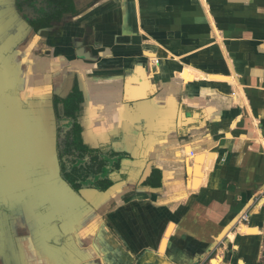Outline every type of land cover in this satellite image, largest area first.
I'll return each mask as SVG.
<instances>
[{
    "label": "crops",
    "instance_id": "obj_1",
    "mask_svg": "<svg viewBox=\"0 0 264 264\" xmlns=\"http://www.w3.org/2000/svg\"><path fill=\"white\" fill-rule=\"evenodd\" d=\"M73 4L0 0V264H264V0Z\"/></svg>",
    "mask_w": 264,
    "mask_h": 264
},
{
    "label": "trees",
    "instance_id": "obj_2",
    "mask_svg": "<svg viewBox=\"0 0 264 264\" xmlns=\"http://www.w3.org/2000/svg\"><path fill=\"white\" fill-rule=\"evenodd\" d=\"M48 13L34 26L38 29L47 27L61 20L62 16L74 12L73 0H47ZM79 94V96H78ZM81 94L75 89L68 102L74 99H81ZM79 109V102L75 110ZM60 159L63 174L69 184L76 190L80 191L85 187V183L90 179L95 180L99 177L96 185L103 191L112 186L107 178H101L107 168V161L100 151L91 150L83 145L81 137V128L74 125L67 133H61L60 136Z\"/></svg>",
    "mask_w": 264,
    "mask_h": 264
},
{
    "label": "bare ground",
    "instance_id": "obj_3",
    "mask_svg": "<svg viewBox=\"0 0 264 264\" xmlns=\"http://www.w3.org/2000/svg\"><path fill=\"white\" fill-rule=\"evenodd\" d=\"M245 231H247V230H245ZM213 264H218V262L217 261H214Z\"/></svg>",
    "mask_w": 264,
    "mask_h": 264
}]
</instances>
